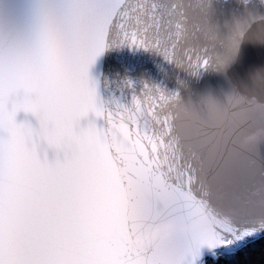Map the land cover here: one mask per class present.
<instances>
[{"label": "snow or ice", "instance_id": "6c2138e0", "mask_svg": "<svg viewBox=\"0 0 264 264\" xmlns=\"http://www.w3.org/2000/svg\"><path fill=\"white\" fill-rule=\"evenodd\" d=\"M164 19L155 2L0 0V264H204L202 249L214 262L220 246L244 244L264 230V168L258 192L217 197L212 165L219 162L206 163L182 143L180 112L172 111L180 109L178 94L154 86L159 95L145 92L155 101L147 111L135 94L131 108L98 103L88 77L95 59L129 41L149 51V34L158 36ZM243 35L229 37V58ZM202 64L211 66V58ZM230 103L233 114L248 106L264 116V100L234 96ZM21 111L36 117L39 130L17 124ZM90 113L104 126L80 129ZM215 129L225 153L254 134L229 120ZM41 139L63 160L42 161ZM202 216L215 220L207 233L130 247L152 229Z\"/></svg>", "mask_w": 264, "mask_h": 264}, {"label": "water", "instance_id": "95a60500", "mask_svg": "<svg viewBox=\"0 0 264 264\" xmlns=\"http://www.w3.org/2000/svg\"><path fill=\"white\" fill-rule=\"evenodd\" d=\"M12 2L24 5L27 0ZM132 2L159 4L165 19L158 36L154 31L150 32L152 47L149 51L141 47L132 48L129 41L125 46L105 49L95 59L88 69V77L90 84L95 87L98 103L109 110L119 106L131 108L132 96L135 94L147 111L155 101L148 99L145 92L155 93L154 86L164 91L165 95L178 94L180 109L173 108L172 111L180 112L182 143L192 144L197 155L206 163L212 157L219 162V168L215 163L212 165L213 191L217 197L228 193L245 198L258 192L261 187L260 173L264 168V142L254 147H243L242 137L237 141L235 151H232V145H228L229 151L225 153L215 135V125L225 120L243 123L248 132L264 134V116L258 109L241 106L233 114L230 103L234 96L264 100V31L249 13L243 11L245 0ZM262 7L264 11V5ZM254 10L262 17L259 5ZM238 31H243L244 35L237 53L223 69L216 70L217 53L229 54V37ZM215 36L223 40V47L213 39ZM166 55L174 63L165 61ZM206 56L211 58V66L207 68L202 64ZM197 63L200 64L198 68L195 67ZM192 72L199 74L192 75ZM129 83L133 87H129ZM144 84L149 86L147 90ZM16 122L34 130L40 127L35 116L22 111L17 113ZM93 123L98 129L104 126L102 120L90 113L79 121V128L86 129ZM5 138L6 135L0 133V139ZM36 152L42 161L46 160L49 164L64 158L62 152L50 148L42 139L37 144ZM217 153L222 154L223 159ZM194 190L199 192L200 186L194 185ZM263 236L264 230H260L244 244L222 245L217 251L235 252ZM141 237L130 241V247L138 248L134 241ZM201 251L204 256L207 255V248ZM196 264H200V261H196Z\"/></svg>", "mask_w": 264, "mask_h": 264}, {"label": "clouds", "instance_id": "9594fccd", "mask_svg": "<svg viewBox=\"0 0 264 264\" xmlns=\"http://www.w3.org/2000/svg\"><path fill=\"white\" fill-rule=\"evenodd\" d=\"M228 48H231L229 43ZM237 53V52H236ZM225 55L222 53L219 57H215L216 70L223 69L227 63L235 56V54ZM264 142V134L256 133L246 136L241 141L243 147H254ZM215 225V220L211 217H196L194 219H188L184 221L171 222L161 228H155L146 233L138 241H134V244L141 250H147L148 248L155 247L159 244L169 243L177 238H189L194 235H200L207 233Z\"/></svg>", "mask_w": 264, "mask_h": 264}, {"label": "trees", "instance_id": "16d2710c", "mask_svg": "<svg viewBox=\"0 0 264 264\" xmlns=\"http://www.w3.org/2000/svg\"><path fill=\"white\" fill-rule=\"evenodd\" d=\"M219 260L211 262V258L204 260V264H264V236L247 244L232 254L217 253Z\"/></svg>", "mask_w": 264, "mask_h": 264}, {"label": "bare ground", "instance_id": "6f19581e", "mask_svg": "<svg viewBox=\"0 0 264 264\" xmlns=\"http://www.w3.org/2000/svg\"><path fill=\"white\" fill-rule=\"evenodd\" d=\"M261 5H264V0H260ZM257 0H245V6L243 11L249 13L253 20L256 22V24L259 26V28L264 31V15L262 13V17L257 14V12L254 10V7L257 6ZM263 8V7H262ZM247 163V162H246ZM227 170V169H226ZM242 173V171H240ZM244 173V172H243ZM230 183V182H229ZM253 191V190H252ZM258 191V190H257ZM231 193V192H230ZM219 196V195H218ZM254 199L259 200V195L255 196Z\"/></svg>", "mask_w": 264, "mask_h": 264}]
</instances>
